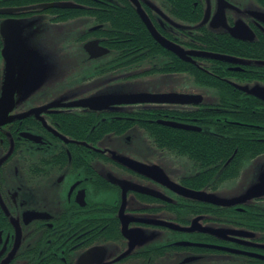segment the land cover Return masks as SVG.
I'll use <instances>...</instances> for the list:
<instances>
[{
	"label": "flooded vegetation",
	"instance_id": "af4514ba",
	"mask_svg": "<svg viewBox=\"0 0 264 264\" xmlns=\"http://www.w3.org/2000/svg\"><path fill=\"white\" fill-rule=\"evenodd\" d=\"M137 1L183 56L134 0L0 6V264H264V0ZM128 96L170 101L84 104Z\"/></svg>",
	"mask_w": 264,
	"mask_h": 264
},
{
	"label": "water",
	"instance_id": "95a60500",
	"mask_svg": "<svg viewBox=\"0 0 264 264\" xmlns=\"http://www.w3.org/2000/svg\"><path fill=\"white\" fill-rule=\"evenodd\" d=\"M136 6L138 7V12L141 15L143 21L149 26L150 31H152L154 37L156 39H158L162 44H164V46L168 49H170L171 51L179 54L180 56H183V52L182 50H180L179 48L175 47L174 45H171L169 42L163 40L158 33L156 32V30L152 27V25L150 24V21L148 20L147 16L145 15V13L143 12V10L140 7V4L138 3L137 0H134ZM40 7H44V8H70L72 7V5L70 3L67 2H56V3H51V4H46V5H41ZM12 24L11 26V32L13 30H15L17 27L15 26L16 24L18 25L19 22L18 21H13L10 22ZM9 25L8 22H5L3 26H5L3 28V30H5V28H7V26ZM9 48L13 47L14 43L13 42H9ZM93 43L88 44L86 46V48L88 49V51L91 53V56L95 57L94 53H93V48L92 46ZM7 58H5L8 62V67H7V73H6V78H5V91L4 94L0 100V124L4 123L5 121H8V113L13 109L14 106V90L16 89V87H18L21 83L22 80H24L23 78H16L15 77V73H14V58L6 55ZM218 57V56H215ZM217 59H227V58H217ZM247 89V88H246ZM251 94H254L258 97H260L261 99L264 100V88L261 87H256L254 89L250 90ZM169 96H154V97H148L145 98L144 100L141 99L143 97H136V96H128V97H120L119 98H101L98 100H94L90 103H84L85 106L91 104H97V107L99 108H105L108 107L111 104H116V103H136V102H141V101H170V100H163L165 98H167ZM175 97V96H174ZM180 98H189V97H183L180 96ZM92 107H96V106H92ZM23 117V116H22ZM168 125H171L172 127H177L180 129H185V130H196L199 131L200 129L197 127H190V126H185V125H180V124H176V123H168ZM264 186V180L263 183L260 186H257L255 188H253L245 197L246 199L250 198V197H254L258 194L257 191L261 188H263Z\"/></svg>",
	"mask_w": 264,
	"mask_h": 264
},
{
	"label": "trees",
	"instance_id": "16d2710c",
	"mask_svg": "<svg viewBox=\"0 0 264 264\" xmlns=\"http://www.w3.org/2000/svg\"><path fill=\"white\" fill-rule=\"evenodd\" d=\"M56 1H63V0H0V6H29V5H36L39 3H45V2H56ZM135 13L133 12V15ZM132 22L135 24L136 20L134 19V17L132 18ZM122 24H125V20L121 19ZM252 110H248L246 112H251ZM251 119H253V115H249ZM249 116H245L247 118H249ZM236 117H239L236 115ZM180 134L182 136H190L189 139H184L181 142H179V148L180 150H185V146L186 149L188 150H192V151H204L207 150L209 147H206V139H200V137L197 138H192V135H204L201 133H189V132H180ZM213 147L211 148V150L215 151V150H223L221 148L222 145V141L221 140H213ZM246 144L247 142L244 141L242 143H238V142H232L230 139L228 140V151H233L235 148H239V151L241 150H255L253 148H246ZM231 145H235V147L231 146Z\"/></svg>",
	"mask_w": 264,
	"mask_h": 264
},
{
	"label": "rangeland",
	"instance_id": "374dc122",
	"mask_svg": "<svg viewBox=\"0 0 264 264\" xmlns=\"http://www.w3.org/2000/svg\"><path fill=\"white\" fill-rule=\"evenodd\" d=\"M136 90L141 91V90H139V89H136ZM136 90H135V91H136ZM138 91H137V92H138ZM134 94H135V93H134ZM139 94H141V92H139ZM243 186H244V185H243Z\"/></svg>",
	"mask_w": 264,
	"mask_h": 264
}]
</instances>
